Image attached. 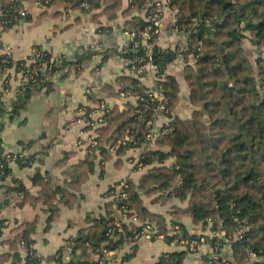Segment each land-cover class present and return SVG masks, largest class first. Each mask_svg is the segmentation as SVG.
Listing matches in <instances>:
<instances>
[{
	"label": "trees",
	"instance_id": "16d2710c",
	"mask_svg": "<svg viewBox=\"0 0 264 264\" xmlns=\"http://www.w3.org/2000/svg\"><path fill=\"white\" fill-rule=\"evenodd\" d=\"M27 1H34V4L37 2L0 0L2 31L12 29L27 18L20 17L25 11L24 2ZM51 1L44 10L55 4H63L72 11L100 12L113 20L121 11L128 19L124 31L137 35L143 34L151 25L146 20L152 12L147 7L148 0H135L133 6L126 8H123L124 0H92L89 1L88 10L81 7L84 0ZM169 6L177 9L175 26L179 32L187 35L188 47L186 50H163L156 45L153 49L152 59L158 67L157 88L168 99V112L164 116L170 119L169 132L162 140L156 141L153 150H145L140 162L143 168L155 163L164 165L167 159L173 157L176 164L173 168L154 167L138 186L127 182V197L117 206H125L127 215L136 221L122 222L121 226L117 227L114 218L91 220V232L95 233L99 240L92 245V251L101 256L104 249L120 250L135 240L147 224L153 226L157 236H166L169 231L166 219L148 211L139 195L140 192L149 196L164 193L158 197L164 204L173 198H189L186 209L174 208L171 212L175 220L172 227L177 226L183 233V226L179 221L184 217L191 218L195 226L203 225L204 229L210 225L212 234H224L225 238L232 242L233 256L237 263H243L253 256L257 259L254 264H264V53L253 65L243 43L244 40L251 39L255 47L264 50V0H169ZM136 14L138 16H135ZM36 51L43 53L44 59L49 61L51 55L39 49ZM101 54L102 64L115 54L126 60L144 58L147 61L146 49L143 47H140L138 52H133L131 48ZM97 55L91 48L83 49L74 61L63 60L52 70L40 73L35 81L28 84L26 97L18 95L14 101L12 118L23 109L32 90H52L51 79L55 74L59 78L65 72L80 75L84 67ZM180 57L186 63L194 60L193 65L185 68V79L193 109L188 120L174 116L180 101V86L175 78L165 75L167 67ZM1 59L0 57L2 74L5 69H28L26 62L16 63L11 60L10 63L3 64ZM144 77L121 76L116 80V84L121 86L120 89L117 90L111 85L104 88L111 96H124V110L121 111L118 107L112 110L107 108L103 124L93 131L99 142L95 150L97 152H87V157L73 167L78 180L72 181L69 188L61 190L62 197L69 207H73L76 201L77 196L74 193L80 191L81 186L94 172L97 156L101 155L103 161L107 162L115 156H123L126 151L146 146L149 130L145 124L153 119L155 105L148 97L150 88L142 82ZM4 99L1 93L2 106L5 104ZM90 101H95L92 96ZM4 111L0 108V115L4 114ZM86 111L93 114L95 110L87 107ZM130 135H135L136 143L119 147L118 143ZM158 147H169L170 151L166 154L157 150ZM110 148L116 149L114 155L110 154ZM72 156L71 152L67 153L59 164L66 163ZM10 162L22 167L31 163L19 155L4 156L0 141V179L9 177L10 172L5 171L4 166L9 167ZM33 182L44 185L47 194L33 198L26 194L24 186L17 182H14L17 187L15 192L25 196L23 203L35 205L44 201L51 214V220L58 217L59 209L54 202L60 190H52L40 175H36ZM119 184L111 188L106 196L116 191ZM115 206L114 201H109L106 210L114 212ZM34 225L35 223L26 224V236L16 237L10 242V253L0 256V264H38L29 248L31 239L27 235ZM174 237L181 238L180 240L186 238V241L194 240L182 237L181 234ZM22 242L26 243L28 248L25 260L21 258L18 249ZM212 245L215 249L220 248L217 239L212 240ZM129 258L128 256L122 261ZM183 258L182 253L166 254L158 264H181ZM55 262L63 264L61 257ZM224 262L218 257L214 258L212 264Z\"/></svg>",
	"mask_w": 264,
	"mask_h": 264
},
{
	"label": "crops",
	"instance_id": "0c3cea01",
	"mask_svg": "<svg viewBox=\"0 0 264 264\" xmlns=\"http://www.w3.org/2000/svg\"><path fill=\"white\" fill-rule=\"evenodd\" d=\"M126 7L124 2L123 8ZM24 8L27 12L25 20L8 31L0 29V49L12 48L13 60L16 63L30 62L34 51L38 49L71 61L87 48L96 51L98 55L84 67L80 75L65 72L60 78L53 76L52 90H32L23 109L13 118L5 113L0 115V141L4 156L19 155L31 161L27 167L10 162L6 169L10 172L9 177L0 179V256L10 253L9 244L16 237L26 236V224L35 223L27 235L31 239L29 248L38 264H57L55 261L60 257L63 264H92L96 255L91 247L99 240L96 234L91 232V220L114 218V221L120 224L133 221L130 215L123 216L117 208L114 212L106 210V204L110 201L106 196L107 192L123 181L138 186L154 167L173 168L176 161L170 157L164 165L155 163L138 169L135 165L144 154V147L126 151L123 156H115L107 162L99 155L95 160L94 172L81 186L80 191L73 192L77 196L73 207L67 205L61 190L69 188L72 181L78 180L73 167L87 157L84 149L76 147L79 130L68 126L79 117L80 108L86 102L91 104L94 112L100 105L96 101H101L111 110L116 107L124 110V96H111L104 88L111 85L117 90L120 89L121 86L116 84V80L118 77L130 75L129 63L119 54H115L102 64L101 53L111 50L119 52L130 44V39L124 34L128 19L121 11L113 20L100 12L72 11L63 4H55L44 10L37 8L34 1H27L24 2ZM176 13L177 9L170 6L163 13L157 41V46L163 50H184L188 44L187 35L175 30ZM243 43L249 57L245 40ZM193 64V59L188 63L178 59L169 65L165 72L166 76L175 78L180 86V101L174 116L181 120L190 119L193 113L190 91L185 79V68ZM8 75L13 80L12 93L5 97L3 106L0 104L3 110L10 106V100L16 93L17 72L12 69ZM142 82L148 88L154 86L152 76L143 78ZM2 89L0 82V95ZM86 91L92 92L94 102L90 101L91 96L88 97ZM25 97L26 92L22 95V98ZM99 115L95 113L94 119H98ZM158 149L166 154L170 151L169 147ZM70 152L73 156L60 165L59 162ZM36 175H40L52 190H60L54 202L59 214L52 220L44 201L35 205L23 203L25 196L15 192L17 187L14 182H17L24 186L26 194L33 198L46 195L44 185L34 184ZM163 194L149 196L145 192L139 193L148 211L166 219L168 234L133 240L116 254L110 255V264H158L164 255L175 253L184 254L181 264H212L214 258L218 257L230 264L257 262L252 256L243 263H237L233 256L232 242H229L224 234H212L210 225L204 229L203 225L195 226L191 218L184 217L179 221L183 226V233L177 226L172 227L175 220L171 212L174 208L186 209L189 198H173L164 204L158 200ZM177 234L193 239L202 237L205 241L198 244L195 251H188L182 244L186 238H175ZM214 239L218 240L220 248H214ZM235 239L234 236L233 240ZM18 249L21 258L25 260L28 255L26 243H20ZM128 256V260L122 261Z\"/></svg>",
	"mask_w": 264,
	"mask_h": 264
},
{
	"label": "built area",
	"instance_id": "2783aa9c",
	"mask_svg": "<svg viewBox=\"0 0 264 264\" xmlns=\"http://www.w3.org/2000/svg\"><path fill=\"white\" fill-rule=\"evenodd\" d=\"M92 0H84L81 4V7L85 10L90 9V2ZM129 5H134L135 0H124ZM51 0H37L35 3V6L39 9H44L45 7L49 6L51 4ZM147 7L148 9H151L152 12L150 15L146 18L148 22H150L149 28L143 33L137 35L136 33H129L127 31H124V34L130 39V44L126 46L124 49H131L133 52H138V49L140 47H143L146 49V56L147 61L144 58H136L134 60L127 59L129 63V72L130 75L134 77H147L152 76L154 78V86L153 88H150L149 91V99L152 103H154V117L153 119H150L145 125L146 128L149 130V134L146 138V146H144L145 150H153L155 148V143L157 140H162L166 134L169 132L168 124L170 122V119H166L164 115H166L167 111V105H168V99L167 97L158 90V82L159 79L157 78L158 73V67L153 62V49L157 45L158 37L160 34L161 29V22H162V16L164 11L169 7V0H148L147 1ZM27 16V12L23 11L20 14V17L24 19ZM21 19V20H22ZM176 32H179L177 28L175 29ZM155 38V39H154ZM188 47V44L186 45V48ZM184 48V50H186ZM183 50V49H181ZM0 57L2 58L1 61L3 64L10 63L11 60H13L12 55V48H1L0 49ZM63 60L70 61L66 57H54L51 55L49 61L44 59V54L40 53L38 51H34L32 60L28 62L27 64V70L24 71H16L17 72V80L15 84V95L10 100V106H8L5 109V115L8 114L11 116V113L13 111L14 107V101L18 97V95L22 96L27 89L28 84L31 81H35L36 78L40 75V73L44 74L46 70H52L55 66L60 65ZM180 61L183 62V58H179ZM31 64H33V67L31 68ZM15 70V68H12ZM12 69H5L3 74H1V84L4 85V88L2 89L3 97L10 96L12 93V77L8 75V72ZM54 77H58L57 74L54 75ZM144 77V78H145ZM86 95L88 97L92 96V92L86 91ZM7 104V105H9ZM90 107L91 104L89 102L84 103V105L80 108L79 111V117L75 121H73L68 128H77L79 130V138L76 143V147L78 149H84L86 153H93L97 152L99 142L96 140V135L93 132L98 126H101L104 122V114L107 111L106 105L103 103H100L98 106V110L94 112L93 114H88L86 111V108ZM149 108L147 107V111ZM95 113H99L98 119L95 118ZM88 128L86 131L85 129ZM129 143H136V137L135 135L128 136L124 141L119 142L118 146H126ZM110 154L114 155L116 152V149L110 148L108 149ZM141 159L136 163V167L138 169H142ZM1 166V164H0ZM126 188H127V182H121L119 186L117 187L116 191H112L110 194L107 195L108 200L114 201L116 204V208L120 213L123 211V216L128 214V211L126 210L125 206H122L118 208L117 204L123 201L126 197ZM126 217V216H125ZM132 218V217H131ZM133 221H136L135 219H132ZM114 224L117 227H120L121 224L118 221H114ZM121 232V230H120ZM156 231L153 228L152 225H146L142 232L135 238L139 237H155ZM205 240L200 239H194L188 242H183L182 244L188 251H195L198 244L203 243ZM118 252V249L113 251H108L106 249L101 251V256L96 254V259L93 261V264H107L110 255L116 254ZM223 264H230L229 262H224Z\"/></svg>",
	"mask_w": 264,
	"mask_h": 264
},
{
	"label": "rangeland",
	"instance_id": "374dc122",
	"mask_svg": "<svg viewBox=\"0 0 264 264\" xmlns=\"http://www.w3.org/2000/svg\"><path fill=\"white\" fill-rule=\"evenodd\" d=\"M245 46L249 52V58L251 62H253V65H255V60L259 57H263L264 50L263 49H258L255 47L251 41V39H246L245 40ZM189 240L185 241L188 242Z\"/></svg>",
	"mask_w": 264,
	"mask_h": 264
},
{
	"label": "water",
	"instance_id": "95a60500",
	"mask_svg": "<svg viewBox=\"0 0 264 264\" xmlns=\"http://www.w3.org/2000/svg\"><path fill=\"white\" fill-rule=\"evenodd\" d=\"M7 168H8L7 165H5V166H4V170H6Z\"/></svg>",
	"mask_w": 264,
	"mask_h": 264
}]
</instances>
